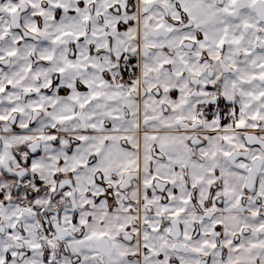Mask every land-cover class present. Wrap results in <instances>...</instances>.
<instances>
[{"label": "snow or ice", "instance_id": "snow-or-ice-1", "mask_svg": "<svg viewBox=\"0 0 264 264\" xmlns=\"http://www.w3.org/2000/svg\"><path fill=\"white\" fill-rule=\"evenodd\" d=\"M0 264H264V0H0Z\"/></svg>", "mask_w": 264, "mask_h": 264}]
</instances>
